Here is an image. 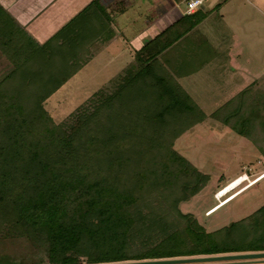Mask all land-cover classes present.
<instances>
[{
    "label": "trees",
    "instance_id": "obj_1",
    "mask_svg": "<svg viewBox=\"0 0 264 264\" xmlns=\"http://www.w3.org/2000/svg\"><path fill=\"white\" fill-rule=\"evenodd\" d=\"M94 6L104 11L93 0L0 79V246L16 244L35 258L18 261L0 253V264L264 251V204L214 230L179 208L210 175L180 154L173 140L207 114L161 59L209 10L183 14L144 39L130 61L65 120L55 123L46 111L43 101L84 65L63 49L67 40L60 33ZM193 46L198 50L185 53L188 70L183 66L177 75L213 58L206 42ZM262 77L208 116L251 142L264 164Z\"/></svg>",
    "mask_w": 264,
    "mask_h": 264
},
{
    "label": "rangeland",
    "instance_id": "obj_2",
    "mask_svg": "<svg viewBox=\"0 0 264 264\" xmlns=\"http://www.w3.org/2000/svg\"><path fill=\"white\" fill-rule=\"evenodd\" d=\"M181 7L186 8L185 0L180 2ZM198 8L209 10V14L195 30L187 34V41L180 39L161 61L166 71L172 74L207 114L204 120L182 131L173 140V146L198 170L210 175L207 184L189 200L181 201L179 208L182 212H191L206 229L214 230L250 215L264 204L263 175L249 188L238 190H242V193L230 202L210 213L219 200L248 181L245 180L239 186L236 184L227 194L216 198L221 188L243 173H247L248 180L253 179L258 175L255 171H264V166L259 165L261 157L251 142L232 131L229 126L208 116L252 80L264 76V0H203ZM129 12L126 9L120 12L122 18H132L131 10ZM139 25L138 22L127 23L123 35L131 27ZM200 41L210 46L213 58L209 62L205 60L202 67L188 74L177 75L183 66L188 70L185 53L198 50L193 48V44L199 45ZM122 43V38L113 42L111 49L98 55L95 62L86 66L69 82L66 83V80L63 83L65 85L43 101L44 108L55 123L68 118L70 113L130 61L132 55L128 51L122 54L121 49L118 53ZM39 45L0 5V79L17 63L27 59ZM207 51L205 56L208 55ZM195 57L199 58V55ZM32 65L28 61L27 66ZM260 83H264V77ZM16 247V244L12 246L6 243L0 246V253L11 260L35 259L25 256V252ZM226 264L247 263L237 261Z\"/></svg>",
    "mask_w": 264,
    "mask_h": 264
},
{
    "label": "crops",
    "instance_id": "obj_3",
    "mask_svg": "<svg viewBox=\"0 0 264 264\" xmlns=\"http://www.w3.org/2000/svg\"><path fill=\"white\" fill-rule=\"evenodd\" d=\"M92 1L93 0H0V5L13 20L24 29L30 38L42 44L57 33ZM185 1L187 2L188 0ZM180 2L176 0H99L104 11L94 6L87 10L85 15L77 18L68 30H64L60 33V35L64 37L63 40H67L62 42L63 49L66 51L71 49L72 53L70 56L75 58L76 61H80L84 64L76 73L67 79L66 83L69 82L73 76L78 75L86 66L95 62L98 55L111 49L112 43H116L120 38L123 39L124 44L122 43L123 45L119 48L118 53L122 49V54L128 51L130 55H132L133 51L141 45L144 39L154 36L156 33L164 30L182 17L183 14H186L185 9L182 7L180 8ZM125 9L128 14H130L129 11L131 10L132 18L129 20L128 18L125 20V16L122 18L120 13L125 11ZM136 22L140 25L131 27L130 31L123 35V32L127 30L125 25L127 23ZM197 26L190 30L188 34L195 30ZM69 38H71L72 43H70ZM200 42L202 43L204 41ZM63 85L65 84L61 86ZM258 163L264 166L262 159H260ZM255 172L256 174H260V172L264 173V171ZM239 262L247 264H264V259ZM226 263L227 262L209 264Z\"/></svg>",
    "mask_w": 264,
    "mask_h": 264
},
{
    "label": "water",
    "instance_id": "obj_4",
    "mask_svg": "<svg viewBox=\"0 0 264 264\" xmlns=\"http://www.w3.org/2000/svg\"><path fill=\"white\" fill-rule=\"evenodd\" d=\"M264 259V251H250L239 253H226L208 256H191V257H175V258H161V259H144L132 260L110 263L98 264H209L220 262H233Z\"/></svg>",
    "mask_w": 264,
    "mask_h": 264
},
{
    "label": "bare ground",
    "instance_id": "obj_5",
    "mask_svg": "<svg viewBox=\"0 0 264 264\" xmlns=\"http://www.w3.org/2000/svg\"><path fill=\"white\" fill-rule=\"evenodd\" d=\"M263 175H261V176H259L255 181H253V182H251V183H249L248 184V186H250L251 184H254L255 182H257L258 181V179L259 178H261ZM243 180H246V177L244 176H240L239 178H237L236 180H234L233 179V181H231V182H233V183H231V182H229L227 185H225L223 188H221V191L220 192H218L217 193V196H215L216 198H220V197H222V196H224L225 194H227L229 191H231L233 188V186H236V184H241V182H243ZM261 180V179H260ZM247 186V187H248ZM246 187V188H247ZM232 188V189H231ZM244 189H245V187H244ZM237 190L236 191H233L231 194H229L228 196L226 195V199L224 198V199H222V200H219V202L221 201V205H223V204H225V203H227V202H229L230 200H232L235 196H237L240 192H242V190L241 191H239V192H237ZM231 195V196H230ZM225 200V201H224ZM220 204H218L217 206H215L214 208H212V210L210 211V213H212L213 211H215L216 209H218L221 205ZM209 213V214H210Z\"/></svg>",
    "mask_w": 264,
    "mask_h": 264
},
{
    "label": "built area",
    "instance_id": "obj_6",
    "mask_svg": "<svg viewBox=\"0 0 264 264\" xmlns=\"http://www.w3.org/2000/svg\"><path fill=\"white\" fill-rule=\"evenodd\" d=\"M203 0H188L186 2V8H185V12L186 13H192L194 12L200 5H202ZM264 175V173H260L259 175H257L256 177H254L253 179L249 180L247 185L253 181H255L259 176ZM240 176H245V173H243L242 175H239L238 177H236L234 180H236L237 178H239ZM233 181V180H232Z\"/></svg>",
    "mask_w": 264,
    "mask_h": 264
},
{
    "label": "clouds",
    "instance_id": "obj_7",
    "mask_svg": "<svg viewBox=\"0 0 264 264\" xmlns=\"http://www.w3.org/2000/svg\"><path fill=\"white\" fill-rule=\"evenodd\" d=\"M240 175H242V174H240ZM245 175H246V180L249 181V180H248V177H247V173H245ZM258 175H259V174H258ZM238 176H239V175H238ZM238 176H236V177H238ZM236 177H235V178H236ZM235 178H234V179H235ZM244 181H245V180H243V182H244ZM241 183H242V182H241ZM247 183H248V182H247ZM247 183H245L243 186H241L240 188H238V189H236V190H240L241 188L246 187V186H247ZM239 185H240V184H239ZM239 185H238V186H239ZM234 191H235V190H234ZM231 193H232V192H231ZM227 195H228V194H227ZM231 195H232V194H231ZM231 195H230V196H231ZM226 198H227V197H226ZM226 198H225V199H226Z\"/></svg>",
    "mask_w": 264,
    "mask_h": 264
}]
</instances>
